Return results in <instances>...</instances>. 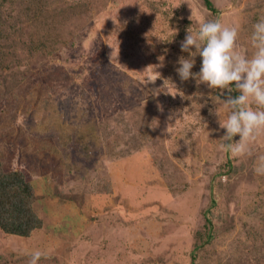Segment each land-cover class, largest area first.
Segmentation results:
<instances>
[{"label":"rangeland","instance_id":"obj_1","mask_svg":"<svg viewBox=\"0 0 264 264\" xmlns=\"http://www.w3.org/2000/svg\"><path fill=\"white\" fill-rule=\"evenodd\" d=\"M212 1L0 0V156L43 221L0 264H264V130L221 149L218 90L176 71L205 18L251 55L264 0Z\"/></svg>","mask_w":264,"mask_h":264},{"label":"clouds","instance_id":"obj_2","mask_svg":"<svg viewBox=\"0 0 264 264\" xmlns=\"http://www.w3.org/2000/svg\"><path fill=\"white\" fill-rule=\"evenodd\" d=\"M197 23V30L188 29L180 42V48L188 55L178 57L176 71L181 80L194 77L197 84L203 82L218 90L211 98L222 104L226 112V118H219L220 127L226 129L221 136V149L236 155L251 154L252 142L264 130V15L252 23L251 55L236 48L237 26L227 25L219 18H205ZM198 55L202 58L200 68L193 71ZM253 170L264 175V155L256 158ZM45 254L40 249L33 251L29 264H38Z\"/></svg>","mask_w":264,"mask_h":264},{"label":"trees","instance_id":"obj_3","mask_svg":"<svg viewBox=\"0 0 264 264\" xmlns=\"http://www.w3.org/2000/svg\"><path fill=\"white\" fill-rule=\"evenodd\" d=\"M207 8L216 11L212 0H202ZM234 95L237 94L233 90ZM35 187L19 169H5L0 156V229L9 234L29 236L42 226V218L33 208ZM207 232L210 220L206 218ZM191 264H194L191 261Z\"/></svg>","mask_w":264,"mask_h":264}]
</instances>
